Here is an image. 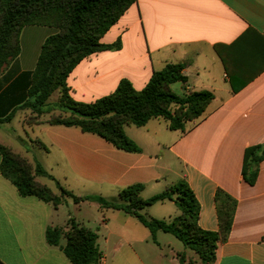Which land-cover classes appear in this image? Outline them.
Wrapping results in <instances>:
<instances>
[{
    "label": "crops",
    "instance_id": "0c3cea01",
    "mask_svg": "<svg viewBox=\"0 0 264 264\" xmlns=\"http://www.w3.org/2000/svg\"><path fill=\"white\" fill-rule=\"evenodd\" d=\"M55 32L46 25L21 28L19 54L0 73V118L20 110L41 45ZM100 42H119V47L94 52L73 67L66 87L75 101L108 95L121 79L140 90L153 71L169 62L185 63L186 82L170 84L172 91L207 90L213 98L184 130L170 129L163 118H150L142 126L125 124L138 152L118 149L78 127L50 124L51 116L65 111L47 107L48 113L24 125L34 132L36 161L54 180L42 178L80 198L78 205L87 201L83 195L110 198L132 184H142L140 197L145 199L183 180L199 205L198 226L209 231H218L214 193L222 189L236 205L212 264H264V157L253 184L241 173L244 150L264 147V0H136ZM10 121L0 123V130ZM0 145L14 151L1 132ZM165 202L175 207L149 216L170 220L180 214L171 200L157 203ZM66 203L54 206L22 196L0 170V264H73L45 238L48 227L67 231L69 219L80 225L62 211ZM99 209L107 210L93 220L95 228L86 227L97 234L99 264H201L172 234L158 230L153 242L135 217ZM64 243L62 235L60 245Z\"/></svg>",
    "mask_w": 264,
    "mask_h": 264
},
{
    "label": "trees",
    "instance_id": "16d2710c",
    "mask_svg": "<svg viewBox=\"0 0 264 264\" xmlns=\"http://www.w3.org/2000/svg\"><path fill=\"white\" fill-rule=\"evenodd\" d=\"M135 1L0 0V73L19 54L18 37L23 26L35 24L56 29L41 45L26 99L17 108H27L38 115L48 112L45 109L47 100L58 90L57 105L65 114L50 117V124L78 127L127 152H138L140 148L125 134V124L142 126L150 118H163L170 129L184 130L187 122L202 115L213 98L210 91H189L180 95L170 89L174 82H186L182 73L185 63L181 62H169L153 71L140 90L134 89L127 79H121L113 92L92 102L75 101L68 95L66 77L82 58L119 47V42L103 44L100 38ZM215 49L217 51V46ZM13 114L11 111L0 118V123L10 121ZM0 155L1 173L16 186L20 195L36 196L54 206L60 203L47 187L38 184L21 168L18 157L10 148L0 145ZM263 157L264 147L250 146L244 150L241 173L247 183H254L258 163ZM34 174L54 180L38 161H35ZM55 182L61 194L75 202L80 199ZM142 188V184H132L122 188L114 197L90 195L81 199H91L102 208L122 210L135 217L149 230L153 242H156L158 230L170 233L194 251L201 264H212L217 241L225 239L230 230L236 201L222 189H216L214 203L218 231H209L198 226L199 205L185 181L179 180L145 199L140 197ZM163 200L173 201L180 214L165 220L141 212L146 206ZM68 224L65 233L60 228L48 227L45 232L48 244L59 246L73 264H99L101 254L96 245L97 234L72 219ZM62 235L65 243L60 245ZM178 257L183 263L184 255Z\"/></svg>",
    "mask_w": 264,
    "mask_h": 264
},
{
    "label": "rangeland",
    "instance_id": "374dc122",
    "mask_svg": "<svg viewBox=\"0 0 264 264\" xmlns=\"http://www.w3.org/2000/svg\"><path fill=\"white\" fill-rule=\"evenodd\" d=\"M58 100H59V93L58 90H55L50 95L49 97L50 102L47 104L45 109L48 107L50 110L53 111L61 110V107L57 105ZM40 116L43 115H38L34 112H31L30 109L27 108L20 109L17 112H15V115L12 116L10 123L7 126H5L3 129H1L0 132L2 136L6 139V141L9 142L11 147L14 149V151L12 152L14 153L15 156L18 157V162L21 168L26 173H29L34 179V181H36L38 184L47 187L51 195L57 197L58 202H61L62 200H66L67 203L62 207V211L64 213L72 214V216L75 217V219L79 222L80 225H84L85 227L93 229L95 228L94 225L95 223L93 222V220L97 217H100L101 213L107 210L106 208H105L106 210L102 209L103 211L100 209L98 210L99 206L97 205V203H95L96 201L91 199H83L87 201H84L83 203L78 205L71 197H68L65 194H61L59 188L56 187V185L53 182L48 181L45 178H42L43 176L34 174V165L37 158L36 154L38 152L37 151L38 144L36 143V141H34V137H33L34 132H32L31 129L29 130L28 128H26L27 126L24 125L32 122H36L37 118H39ZM45 181L49 183L51 188L48 187L46 183H43ZM83 197H87V196L83 195ZM174 207L175 206L169 204V202H165L164 204H160L156 202L154 204L146 206L141 210V212L148 216L149 215L161 216L162 212L170 208L172 209ZM169 237H174V236H169ZM175 241H177L178 245H181V242L178 239Z\"/></svg>",
    "mask_w": 264,
    "mask_h": 264
}]
</instances>
